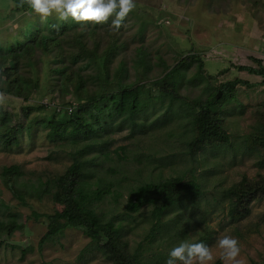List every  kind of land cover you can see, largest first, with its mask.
<instances>
[{"label":"rangeland","instance_id":"rangeland-1","mask_svg":"<svg viewBox=\"0 0 264 264\" xmlns=\"http://www.w3.org/2000/svg\"><path fill=\"white\" fill-rule=\"evenodd\" d=\"M13 9L11 0H0V48L16 50L42 34L58 39L61 47L49 42L20 61L19 75L30 84L27 101L1 93L9 83L0 75V109L11 119L0 139V264H114L113 251L101 252L102 242H92L81 229L67 228L40 244L55 227L48 217L74 207L54 189L37 200L32 187L66 174L75 154L89 143L95 150L85 159L96 158L89 168L90 190H111L94 204L96 217L121 225L125 254L136 255L141 264H164L168 251L189 239L211 248L210 264H223L215 245L228 235L238 240L239 264H264V87L260 77L240 69L258 68L254 60L264 66V0H135L118 30L110 26L111 18L95 25L60 21L55 14L42 19L33 11L14 14ZM187 57L194 60L168 92L175 97L173 105L169 97L159 101V89L171 88L158 81ZM235 80L253 87L238 85L218 105L216 117L227 141L190 155L198 105ZM120 84L144 86V96L154 99L137 121L142 131L124 126L76 146L49 141L42 123L60 115L44 104L55 100L63 111L71 105L78 109ZM81 87L88 93L79 92ZM103 141L109 143L106 161L99 150ZM10 169L13 174L6 175ZM174 178L197 185L200 195L159 222L152 214L160 202L127 211L137 188L170 184ZM236 205L243 215L237 219L230 215Z\"/></svg>","mask_w":264,"mask_h":264},{"label":"trees","instance_id":"trees-1","mask_svg":"<svg viewBox=\"0 0 264 264\" xmlns=\"http://www.w3.org/2000/svg\"><path fill=\"white\" fill-rule=\"evenodd\" d=\"M11 1L14 5V14H26L33 11L29 7L28 0ZM28 32L31 33L30 30ZM36 39V41H33L28 38L27 41L30 44L19 45L16 50L9 49L7 52L3 48H0V75L9 83L6 89L1 90V93L16 98H24L26 101L28 100L30 84L25 78L19 75L20 61L26 59L25 57L28 56L27 53H34L38 47L46 49L49 42L58 44L56 42L58 39L50 37L49 35H37ZM57 47L60 48L61 44H58ZM192 60H194V57L183 59L178 65L166 73L162 80L158 81L157 85L165 84L171 88L170 90H166V88L159 89V101H163V99L169 97L170 104L173 105L175 97L168 92L174 91V88L176 89L178 79L182 76L181 71L183 67ZM254 62L258 64V68L240 67V69L248 72L251 76L260 77L261 81L259 85L264 87L263 63L261 60H254ZM2 68H4V71L1 73ZM238 85L253 87L248 81L235 80L221 85L218 91L210 94L207 101L198 105L200 112L196 116L195 114L193 115L195 116L193 124L195 125L197 136L195 141L188 145L190 155L196 156L198 152L212 145L214 141L221 140V143L227 141L228 136H226L224 130L218 125L219 120L216 117V111L218 105L225 99V94H230ZM143 89L144 86L120 84L118 90L101 98L93 97L92 99V97L89 98L91 95L88 94L87 100L89 98L93 102L87 105L83 104L78 109L71 105L68 107L72 108L71 113L68 110L63 111L62 109L58 111L56 108L54 111L60 115V118H53L51 122L42 123L46 131L48 130L47 138L50 142H70L76 146L85 141L92 142L93 138L103 139L104 137H109L115 130L121 129L124 126L131 127L133 133L137 130L142 131L144 125L139 124L137 121L141 115L146 113L150 106H153L154 100L150 93H147L145 97L142 91ZM219 91L224 93L222 99L218 98ZM79 92L87 94L88 90L85 87H81ZM51 102L55 103V100ZM46 107L54 109L51 106ZM119 119L122 122L117 124ZM10 122L11 119L8 113L0 109V139H4L3 130L7 128ZM6 142L11 144L9 138L6 139ZM108 146L109 143L103 141L99 148L104 160H108L110 156V152L107 150ZM224 146L225 144L219 146L213 145L212 147L219 148ZM91 148L95 150L94 144L91 145L89 143L85 149L77 152L73 164L63 176L47 182L39 180L37 185L32 187L31 197L37 200H42L45 196L50 195L54 189L57 194L72 199L74 207L72 212H56L54 216L48 217L54 223L55 227L50 229L42 238L40 244L43 245L54 236L64 232L67 228H76L83 230L84 235L90 238L92 242H102L103 245L99 247L101 252H105V250L109 252L113 251L114 264H141L136 255H127L121 250V225H115L111 220L104 222L102 219L96 217L94 204L101 203L105 196L110 195L111 190L110 187L102 190L99 186L96 191L90 190L91 184L89 181L92 175L90 174L89 168L94 165L96 158L93 157L92 159L86 160L85 156L91 152ZM121 150L123 151V149ZM115 153L118 154V151ZM13 172L10 169L6 172V175H12ZM151 194L159 196L158 200L148 198V195ZM199 195V187L190 182H184L182 178H174L170 184H146L134 191L133 196L129 199L127 211L135 213L146 205L160 202L161 204L156 206L152 214V218L159 222L175 207L194 201L196 196ZM234 195L237 197V193H234ZM243 198H245V194ZM238 206L232 208L230 212V215L235 219L243 216L237 212ZM159 227L158 229L162 231L163 228ZM119 251L123 255H119Z\"/></svg>","mask_w":264,"mask_h":264},{"label":"clouds","instance_id":"clouds-1","mask_svg":"<svg viewBox=\"0 0 264 264\" xmlns=\"http://www.w3.org/2000/svg\"><path fill=\"white\" fill-rule=\"evenodd\" d=\"M28 4L42 19L55 14L60 21L100 25L111 18L110 26L117 30L135 8V0H28ZM215 246L221 250L223 264H239L240 247L235 237L224 235ZM213 260L211 248L203 241L183 239L168 251L164 264H210Z\"/></svg>","mask_w":264,"mask_h":264},{"label":"built area","instance_id":"built-area-1","mask_svg":"<svg viewBox=\"0 0 264 264\" xmlns=\"http://www.w3.org/2000/svg\"><path fill=\"white\" fill-rule=\"evenodd\" d=\"M51 103V104H50ZM47 102L46 104H44V105H46V106H51V107H53V108H57L58 109V111L61 109V107L59 106V105H55L53 102ZM68 110V112H72V108H68L67 109Z\"/></svg>","mask_w":264,"mask_h":264},{"label":"water","instance_id":"water-1","mask_svg":"<svg viewBox=\"0 0 264 264\" xmlns=\"http://www.w3.org/2000/svg\"><path fill=\"white\" fill-rule=\"evenodd\" d=\"M220 96H221V93H219L218 98H220Z\"/></svg>","mask_w":264,"mask_h":264}]
</instances>
